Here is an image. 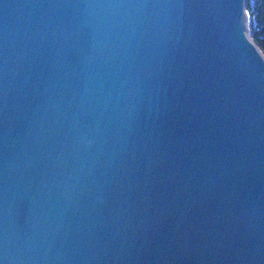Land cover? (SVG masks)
<instances>
[{
    "label": "water",
    "instance_id": "95a60500",
    "mask_svg": "<svg viewBox=\"0 0 264 264\" xmlns=\"http://www.w3.org/2000/svg\"><path fill=\"white\" fill-rule=\"evenodd\" d=\"M245 0H0V264H264V55Z\"/></svg>",
    "mask_w": 264,
    "mask_h": 264
},
{
    "label": "trees",
    "instance_id": "16d2710c",
    "mask_svg": "<svg viewBox=\"0 0 264 264\" xmlns=\"http://www.w3.org/2000/svg\"><path fill=\"white\" fill-rule=\"evenodd\" d=\"M245 9L248 34L264 55V0H245Z\"/></svg>",
    "mask_w": 264,
    "mask_h": 264
},
{
    "label": "bare ground",
    "instance_id": "6f19581e",
    "mask_svg": "<svg viewBox=\"0 0 264 264\" xmlns=\"http://www.w3.org/2000/svg\"><path fill=\"white\" fill-rule=\"evenodd\" d=\"M245 11H246V9H245ZM247 35L249 36V34H248V32H247ZM249 38L251 39V37L249 36ZM257 46V45H256ZM259 49V48H258Z\"/></svg>",
    "mask_w": 264,
    "mask_h": 264
},
{
    "label": "rangeland",
    "instance_id": "374dc122",
    "mask_svg": "<svg viewBox=\"0 0 264 264\" xmlns=\"http://www.w3.org/2000/svg\"><path fill=\"white\" fill-rule=\"evenodd\" d=\"M247 32H248V29H247Z\"/></svg>",
    "mask_w": 264,
    "mask_h": 264
}]
</instances>
